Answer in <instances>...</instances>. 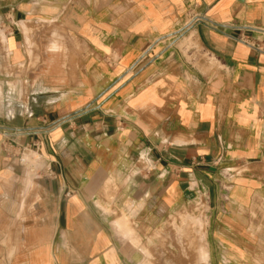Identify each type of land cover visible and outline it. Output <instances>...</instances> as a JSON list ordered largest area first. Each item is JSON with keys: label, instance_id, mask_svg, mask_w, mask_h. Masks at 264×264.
Segmentation results:
<instances>
[{"label": "crops", "instance_id": "1", "mask_svg": "<svg viewBox=\"0 0 264 264\" xmlns=\"http://www.w3.org/2000/svg\"><path fill=\"white\" fill-rule=\"evenodd\" d=\"M201 199L264 264V0H0V264H161Z\"/></svg>", "mask_w": 264, "mask_h": 264}, {"label": "rangeland", "instance_id": "2", "mask_svg": "<svg viewBox=\"0 0 264 264\" xmlns=\"http://www.w3.org/2000/svg\"><path fill=\"white\" fill-rule=\"evenodd\" d=\"M29 170L37 171L34 166H27ZM189 209H185L173 214L162 226L160 231L155 233L157 239L155 249H159L160 262L168 261L164 255L173 254L177 264H206L208 261V246L206 239V229L208 224V209L204 201L198 200ZM264 219V213L263 217ZM119 229L126 237H131L136 241L135 231L129 227L125 217L118 219L116 222ZM126 230V231H125ZM129 233L127 234V231ZM152 237L146 235L145 243L141 249L145 255L144 263L154 264L156 257H152L150 244ZM134 243H140L139 240ZM152 250V247H151Z\"/></svg>", "mask_w": 264, "mask_h": 264}, {"label": "bare ground", "instance_id": "3", "mask_svg": "<svg viewBox=\"0 0 264 264\" xmlns=\"http://www.w3.org/2000/svg\"><path fill=\"white\" fill-rule=\"evenodd\" d=\"M27 161H28V162L31 161V156H28V157H26V158H24V159L22 160V162H23L24 164H28ZM171 264H174V263H171Z\"/></svg>", "mask_w": 264, "mask_h": 264}]
</instances>
